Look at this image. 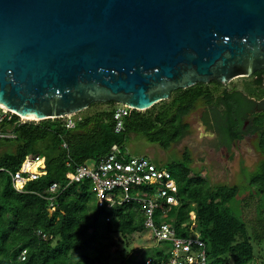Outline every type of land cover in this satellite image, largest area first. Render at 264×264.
<instances>
[{
  "label": "trees",
  "instance_id": "16d2710c",
  "mask_svg": "<svg viewBox=\"0 0 264 264\" xmlns=\"http://www.w3.org/2000/svg\"><path fill=\"white\" fill-rule=\"evenodd\" d=\"M256 75L244 89H224L218 97L203 82L176 90L168 100L146 111L132 109L123 117L120 131L115 102L106 103L113 104L112 108L77 118L75 128H69L64 118L16 125L13 137H0L15 145V150L0 155V264H108L116 230L124 237L145 231L141 207L136 201L110 210L99 207L91 180L70 182L67 172L106 157L114 144L124 153L131 134H141L152 144L170 146L186 136L183 118L201 100L211 105L213 127L222 145L231 148L245 135L256 134L259 148L264 151V76ZM210 84L224 86L217 81ZM96 104L102 103L90 107ZM30 153L46 156L47 173L31 180L20 192L13 186L12 174ZM189 161L186 154L166 165L178 182L181 203L165 215L158 209V217L173 223L179 236L201 233L207 246V264H229V258L233 264H250L255 260L253 241L264 243V202L257 205V227L249 223L245 211L252 209L253 188L257 187L259 196L264 195V161L250 174L248 184L252 190L244 199L240 215L229 206L238 187L221 184L206 191V180ZM44 165L43 159L38 174H43ZM54 183L60 184V191L52 195L45 192ZM191 211L196 214L193 229ZM169 257L170 252L158 249L140 264L148 258L152 264H161Z\"/></svg>",
  "mask_w": 264,
  "mask_h": 264
},
{
  "label": "water",
  "instance_id": "95a60500",
  "mask_svg": "<svg viewBox=\"0 0 264 264\" xmlns=\"http://www.w3.org/2000/svg\"><path fill=\"white\" fill-rule=\"evenodd\" d=\"M263 72L264 0H0V104L32 120Z\"/></svg>",
  "mask_w": 264,
  "mask_h": 264
},
{
  "label": "built area",
  "instance_id": "2783aa9c",
  "mask_svg": "<svg viewBox=\"0 0 264 264\" xmlns=\"http://www.w3.org/2000/svg\"><path fill=\"white\" fill-rule=\"evenodd\" d=\"M115 108V118L118 120L117 130L120 131L123 129V117L132 108L119 103L115 105ZM15 115L18 118L15 119ZM75 115L52 119L64 118L69 128H75L77 121ZM27 121L33 120L18 115L0 104V137H13L14 127ZM64 146L67 145L64 144ZM42 159L45 160V172L35 176L32 168ZM46 173V156L30 153L26 155L18 171L12 174L13 186L20 192L24 191L31 180L42 177ZM66 176L70 182L91 180L97 190L99 207H105L107 210L125 202L136 201L144 215L145 230L161 247L162 244L168 245V247L160 248L161 251L170 252L169 259H164L161 264H207V246L201 233L196 232L192 237L179 236L173 223L163 219L161 222L156 221L158 209H162L165 215L172 207H179L181 203L178 182L166 166L157 165L151 158L144 155L130 156L128 159L121 147L114 144L106 157L95 161L92 165H78L68 171ZM60 187V184L54 183L45 192L52 195L59 192ZM50 198L53 200L54 197ZM53 205L52 202L51 206L54 210ZM190 218L193 221L191 225L193 229L196 220L194 211H191ZM107 220L110 221V218L107 217ZM22 258H26L24 253ZM152 262V259L148 258L145 264H152Z\"/></svg>",
  "mask_w": 264,
  "mask_h": 264
},
{
  "label": "rangeland",
  "instance_id": "374dc122",
  "mask_svg": "<svg viewBox=\"0 0 264 264\" xmlns=\"http://www.w3.org/2000/svg\"><path fill=\"white\" fill-rule=\"evenodd\" d=\"M254 77H239L234 81L224 85L209 84L215 97L222 94L224 89L233 88L244 89L247 84L252 83ZM112 104H96L90 108L76 114L74 117H84L96 111L112 108ZM210 104L201 100L191 113L183 118L187 124V134L184 138L174 141L168 147L158 144H152L141 134H131L127 139L124 154L129 159L131 156H148L157 165L169 167V162L183 159V156L189 154L190 166L196 173L205 180L203 185L207 191L218 185L237 186L238 194L229 204L230 208L236 213L241 214L244 199L252 190L249 186L250 174L254 173L259 164L264 161V151L259 148L258 137L248 135L231 148H226L221 144L218 134L213 127ZM15 150L14 144H7L0 140V155ZM94 164L93 161L88 162ZM260 169V168H258ZM194 177V173H191ZM252 209L246 210L245 215L249 223L257 227L258 217L257 205L264 202V195L257 194V187L253 188ZM264 216V212L262 214ZM164 220L158 217L156 211V221ZM252 233V231H250ZM250 233V235H252ZM113 246L110 249L108 264H140L154 251L168 247L162 244V247L153 239L148 231L135 232L131 236L124 237L119 231L112 235ZM255 260L250 264H264V243L253 241ZM227 256V255H226ZM229 264L233 260L229 258Z\"/></svg>",
  "mask_w": 264,
  "mask_h": 264
},
{
  "label": "bare ground",
  "instance_id": "6f19581e",
  "mask_svg": "<svg viewBox=\"0 0 264 264\" xmlns=\"http://www.w3.org/2000/svg\"><path fill=\"white\" fill-rule=\"evenodd\" d=\"M25 117H26L27 119H36V120H40V119H38V118H32V117H29V116H25ZM42 163H43V159L40 160L39 162H37V163L33 166L32 170H33V174H34L35 176H39V175H41V174H38V171H39V167H40V169H41ZM26 168H28V166H27ZM44 172H45V171H44ZM44 172H43V173H44Z\"/></svg>",
  "mask_w": 264,
  "mask_h": 264
},
{
  "label": "flooded vegetation",
  "instance_id": "af4514ba",
  "mask_svg": "<svg viewBox=\"0 0 264 264\" xmlns=\"http://www.w3.org/2000/svg\"><path fill=\"white\" fill-rule=\"evenodd\" d=\"M262 76H264V73H262ZM250 77H256V78H257V77H258V75H256V73H255V74H253V75H252V76H250ZM248 135H252V136H254V135H256V134H248ZM248 135H245V137H246V136H248ZM256 136H257V135H256ZM245 137H244V138H245ZM237 142H239V141H237ZM237 142H234V143H233V145H236V143H237ZM224 147H226V148H227V146H226V145H224Z\"/></svg>",
  "mask_w": 264,
  "mask_h": 264
},
{
  "label": "clouds",
  "instance_id": "9594fccd",
  "mask_svg": "<svg viewBox=\"0 0 264 264\" xmlns=\"http://www.w3.org/2000/svg\"><path fill=\"white\" fill-rule=\"evenodd\" d=\"M52 119V118H51ZM47 120V119H46ZM33 121H36V120H33ZM42 121V120H41Z\"/></svg>",
  "mask_w": 264,
  "mask_h": 264
}]
</instances>
